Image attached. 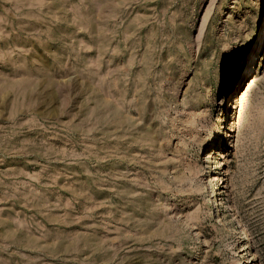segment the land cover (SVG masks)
<instances>
[{
    "label": "rangeland",
    "instance_id": "374dc122",
    "mask_svg": "<svg viewBox=\"0 0 264 264\" xmlns=\"http://www.w3.org/2000/svg\"><path fill=\"white\" fill-rule=\"evenodd\" d=\"M243 257L264 264V0H0V264Z\"/></svg>",
    "mask_w": 264,
    "mask_h": 264
},
{
    "label": "bare ground",
    "instance_id": "6f19581e",
    "mask_svg": "<svg viewBox=\"0 0 264 264\" xmlns=\"http://www.w3.org/2000/svg\"><path fill=\"white\" fill-rule=\"evenodd\" d=\"M261 31V29H256V30H253V34L251 36V39H250V42H253V44H257L258 42H261V39H262V36L263 34L261 35L259 32ZM244 54V53H243ZM242 53H240L239 55H237V57L234 59L233 61V70L231 71V73H229V75L227 76V81L228 82H233L234 81V78L239 75L240 72L243 71V66L244 64L246 63V58L245 56L243 55ZM246 68V67H245ZM245 70V69H244ZM250 88V83L247 84V89L244 90V86L241 90H239L237 92V94L234 95V100H232L234 102V107L236 110L238 109L239 112H241L244 108V101H245V98H246V92L247 90ZM235 91H237V89H235ZM147 106H149V102L147 104ZM218 137V133H217V136ZM217 152H215L216 154ZM207 159H208V163H211V159H212V155H210V152L208 153L207 152ZM222 157V156H221ZM212 169V167H210L208 169V173L210 172V170ZM206 170V169H205ZM223 201L220 200L219 201H216V212L218 213L219 217L221 216L222 212H223V209H224V205H223ZM222 207V208H220ZM221 209V211H220ZM245 247H243V250H240L242 252H244V249ZM247 255V252L246 254ZM243 259L246 261V264H249L247 261H248V258L246 257H243Z\"/></svg>",
    "mask_w": 264,
    "mask_h": 264
}]
</instances>
